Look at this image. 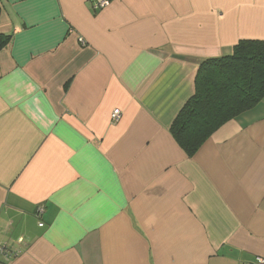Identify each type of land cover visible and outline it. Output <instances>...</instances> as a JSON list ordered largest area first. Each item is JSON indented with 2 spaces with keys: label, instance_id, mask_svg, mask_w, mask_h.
I'll return each mask as SVG.
<instances>
[{
  "label": "crops",
  "instance_id": "1",
  "mask_svg": "<svg viewBox=\"0 0 264 264\" xmlns=\"http://www.w3.org/2000/svg\"><path fill=\"white\" fill-rule=\"evenodd\" d=\"M241 39H264V0H0V243L17 252L0 264L264 257V99L193 156L171 132L200 61Z\"/></svg>",
  "mask_w": 264,
  "mask_h": 264
},
{
  "label": "trees",
  "instance_id": "2",
  "mask_svg": "<svg viewBox=\"0 0 264 264\" xmlns=\"http://www.w3.org/2000/svg\"><path fill=\"white\" fill-rule=\"evenodd\" d=\"M194 92L171 126L189 156L264 99V39H241L231 53L201 60Z\"/></svg>",
  "mask_w": 264,
  "mask_h": 264
},
{
  "label": "built area",
  "instance_id": "3",
  "mask_svg": "<svg viewBox=\"0 0 264 264\" xmlns=\"http://www.w3.org/2000/svg\"><path fill=\"white\" fill-rule=\"evenodd\" d=\"M108 0H101V4H105ZM112 120L118 121L121 117V110L119 108L114 109L112 112ZM40 226H44V223L41 222ZM0 254L5 256L17 255V252L11 251L7 244L0 243ZM255 264H264V257L257 256Z\"/></svg>",
  "mask_w": 264,
  "mask_h": 264
}]
</instances>
